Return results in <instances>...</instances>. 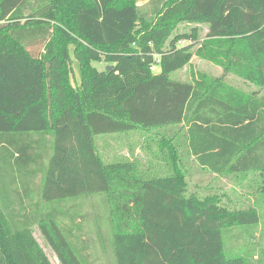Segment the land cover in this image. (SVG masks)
Listing matches in <instances>:
<instances>
[{
	"label": "trees",
	"instance_id": "obj_1",
	"mask_svg": "<svg viewBox=\"0 0 264 264\" xmlns=\"http://www.w3.org/2000/svg\"><path fill=\"white\" fill-rule=\"evenodd\" d=\"M136 1L0 0V264H53L35 226L61 264H96L90 216L76 211L90 195L103 198L116 264H248L225 236L264 222V95L225 76L264 89V0ZM190 23L205 39L181 30ZM194 55L223 75L173 79ZM135 131L159 139L169 172L103 157L99 139ZM184 156L257 175L259 204L188 191ZM70 200L71 216L57 206Z\"/></svg>",
	"mask_w": 264,
	"mask_h": 264
},
{
	"label": "rangeland",
	"instance_id": "obj_2",
	"mask_svg": "<svg viewBox=\"0 0 264 264\" xmlns=\"http://www.w3.org/2000/svg\"><path fill=\"white\" fill-rule=\"evenodd\" d=\"M150 0H137L139 6L147 4ZM184 26V27H183ZM181 27L182 31L191 32L192 28L198 27L200 29V40L205 39L207 33L206 24H184ZM197 46L194 47V49ZM71 54L73 53V46L70 47ZM100 70L105 68V63H94ZM74 72H72V82L77 85L79 82V70L77 63L73 64ZM160 65H156L154 68L155 73H160ZM199 73H205L211 77H219L223 75V68L214 62L206 59H202L193 56L191 62L182 69L172 72L171 77L173 79H181L184 81L193 82ZM227 82L233 84L237 88L245 90L247 92L258 91L261 95H264L263 87L251 83L242 77L235 74H228L225 76ZM173 135V131H168ZM150 135V134H149ZM160 137V136H158ZM159 139L153 140L142 131H135L133 133L115 134L109 135L99 139V147L103 157L107 160L115 159H138L142 162L143 167H149L152 172H169L170 157L167 154V150H163L158 143ZM180 153V151H179ZM183 163L186 166L187 182L189 183V190L194 192H200L203 194L217 193L222 197V203L228 207L247 209L255 207L259 204L261 194L257 188V175H244L238 173H226L222 175H215L211 172L200 169L196 163L186 162V156L183 157ZM186 162V163H185ZM102 196H85L79 199L76 205L81 204L83 206L82 214H88L90 216V224L87 227V231H92L93 239L90 242V248L87 253L91 254V258L96 264H116L113 258L112 248L109 244L110 227L106 221V210L103 206ZM75 205L74 200L61 202L60 207L63 212L68 209L69 215L75 210L74 207L69 209L70 206ZM49 206H47L49 210ZM74 211V212H76ZM263 209L260 208L262 214ZM91 213V214H90ZM69 215H65V220L69 221ZM99 215H103L104 218L99 219ZM79 222L81 219L78 220ZM84 223V222H83ZM88 224V223H87ZM34 234L39 240L41 246L45 249L53 264H61L57 258L55 252L48 244L38 226L34 227ZM225 245L228 254L240 253L247 258L248 264H264V222L261 221L255 226H246L234 228L226 231Z\"/></svg>",
	"mask_w": 264,
	"mask_h": 264
},
{
	"label": "water",
	"instance_id": "obj_3",
	"mask_svg": "<svg viewBox=\"0 0 264 264\" xmlns=\"http://www.w3.org/2000/svg\"><path fill=\"white\" fill-rule=\"evenodd\" d=\"M111 67H113L112 65H109V66H107V69H110Z\"/></svg>",
	"mask_w": 264,
	"mask_h": 264
},
{
	"label": "crops",
	"instance_id": "obj_4",
	"mask_svg": "<svg viewBox=\"0 0 264 264\" xmlns=\"http://www.w3.org/2000/svg\"><path fill=\"white\" fill-rule=\"evenodd\" d=\"M79 81H80V79H79ZM77 84H79V82H77Z\"/></svg>",
	"mask_w": 264,
	"mask_h": 264
}]
</instances>
